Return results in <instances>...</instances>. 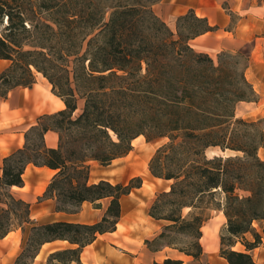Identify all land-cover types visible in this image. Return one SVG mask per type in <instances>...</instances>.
Segmentation results:
<instances>
[{
    "label": "trees",
    "instance_id": "obj_1",
    "mask_svg": "<svg viewBox=\"0 0 264 264\" xmlns=\"http://www.w3.org/2000/svg\"><path fill=\"white\" fill-rule=\"evenodd\" d=\"M161 1L0 0V26L7 19L0 60L11 63L0 74V96L33 88L39 73L66 106L40 116L26 132L24 147L4 160L0 239L18 230L27 234L30 227L15 264L34 249L32 263L43 245L57 240L76 247L55 252L49 262L80 264L87 246L117 230L122 199L141 188L143 179L91 184L92 163L110 166L128 156L141 136L147 143L168 139L149 163L151 175L170 186L150 207L149 216L166 224L145 241L147 249L157 253L169 247L199 261L207 213L219 211L227 220L221 257L228 264H257L251 252L264 245L259 156L264 127L236 113L239 103L256 102L248 65L238 75L227 60L216 64L195 51L192 42L216 27L190 11L172 30L155 12ZM48 132L58 134L57 148L47 146ZM209 149L226 155L208 157ZM29 165L57 172L42 198L55 199L57 211L76 214L87 202L101 209L100 202L109 199L102 219L94 224L33 220L31 205L13 192L25 186ZM176 236L190 241L177 248ZM239 243L245 251L233 250Z\"/></svg>",
    "mask_w": 264,
    "mask_h": 264
},
{
    "label": "crops",
    "instance_id": "obj_2",
    "mask_svg": "<svg viewBox=\"0 0 264 264\" xmlns=\"http://www.w3.org/2000/svg\"><path fill=\"white\" fill-rule=\"evenodd\" d=\"M228 1H231V12L244 18L233 31H225L224 29L225 25L227 26L230 21L227 10L223 7ZM190 11H194L199 17L207 18L210 24L216 27L215 31L202 35L192 42L193 48L199 53L207 54L214 59V57L223 51H235L255 41L252 60L249 61L246 70V78L253 86L256 94L262 99L264 97V36L261 38L258 37L257 29H260V31L264 30V2L259 4L257 0H162L155 6V12L167 24H170L173 19L177 20L178 17L186 15ZM245 18L249 19L246 20ZM259 48L261 50L263 49V57L261 59L256 56ZM6 62V60H0V74L7 68ZM45 80L47 87L52 86L47 79ZM36 86H38V83L34 85V87ZM34 87L22 88V90L33 91ZM23 94L22 106L26 108L30 102L25 97L26 94ZM53 95L56 96L53 92L49 98L45 96L38 97L36 95L34 105H40L41 110L38 111L35 119H24L26 122H29L27 128L35 125V121L40 116L61 111L55 109L52 105L48 109L44 108L46 102L52 101ZM260 104H262V101ZM17 125V123L3 125L2 115L0 114V141L5 139L9 143L8 146L0 145V165L3 164L5 158L23 148L20 141L18 144H14L9 138L10 136L23 135L22 133L8 132L18 127ZM45 141L49 148H57L59 136L56 132H48L45 136ZM135 141H139L137 145L141 146L140 151L143 150L144 157L142 158V162H136L134 160L138 148L136 149L133 146L135 149L133 148V151L128 156L113 161L110 166L103 167L96 162L92 163L90 175L91 184L98 183L102 180H107L114 184L129 183L134 178L142 177L143 185L122 199V217L117 226V230L113 233L100 236L93 244L87 246L81 254L80 264H124L123 260L127 254H125L123 248L128 247V244L125 242L124 235H120L119 232L122 227L128 226L131 223L138 225L137 220H131L125 216L126 204L124 205V200L138 194L147 195V193H149L148 197L151 199L156 194L169 190L170 182L154 178L149 171V163L156 151L161 147L158 145L160 141L157 143H147L146 139L142 137L137 138ZM259 156L264 160V146L260 149ZM56 173V171L47 167L29 165L24 175L25 186L23 188H13V192L17 196L31 205L32 218L43 223L66 221L94 224L100 221L109 207V199L100 202L102 205L101 209L96 208L92 203H84L79 213L76 214L57 211V202L55 199H42ZM132 201H127V205L133 204ZM220 214L224 216L223 212H220ZM151 219L158 222L153 218ZM138 234L141 235L142 231L134 228L133 231L128 232L127 238L132 239L134 235ZM24 241L25 233L22 230L11 232L5 238L0 239V264H15L22 252ZM75 247L69 242L62 240L46 243L42 246L40 252L31 264H54L49 262L52 254ZM71 264L78 263L73 262Z\"/></svg>",
    "mask_w": 264,
    "mask_h": 264
},
{
    "label": "rangeland",
    "instance_id": "obj_3",
    "mask_svg": "<svg viewBox=\"0 0 264 264\" xmlns=\"http://www.w3.org/2000/svg\"><path fill=\"white\" fill-rule=\"evenodd\" d=\"M257 2L261 4L264 2V0H257ZM223 7L227 10V14L229 15L230 20L229 24L227 26L225 25L224 29L225 31H233L239 26V24L244 18L231 12V1L226 2ZM245 19L248 20L249 18ZM220 20L222 19L220 18ZM0 21H2V18H0ZM6 22L7 19L4 20L3 24L0 26V35L4 33V29L7 24ZM167 25L172 30H176L177 20L173 19V21ZM257 30V36L260 38L263 37L264 30ZM254 42L255 41L250 42L243 46L241 49L235 51H223L219 55L214 57L213 60L216 64L219 63V60H227L230 65L235 68L237 74L240 75L243 72L244 68L249 65V61L252 60L254 51L253 47L255 44ZM260 42H262V40H260ZM222 53H227L229 55L221 58ZM256 56L261 59L263 57V49L261 50L259 48L258 54L256 53ZM6 64L7 68L11 65L9 61H7ZM37 83L38 86L34 87L33 91H23L22 88H17L12 91V93H9L7 98H2L0 96V114L2 115L3 125L6 126L11 123L18 124V127L13 130L9 129L10 131L8 132H15L17 134L22 133L23 135L10 136L9 138L14 144H18L20 141L23 147L25 145V134L31 128H27L29 122H26L24 119H35V116L37 115L38 111L41 110L40 105H34V99L36 95H38V97L45 96L49 98L50 94L52 93V86L47 87V84H45L46 80L43 78L42 74H37ZM22 93L26 94L25 97L30 102L29 106L26 108H23L22 106V99L24 97V94L22 95ZM255 99L256 102L239 103L236 109L237 117L249 121H262L264 127V97H262L261 99L260 96L256 94ZM261 101L262 104H260ZM81 107H83V102L81 103ZM35 122L37 123V120ZM167 142L168 139H164L161 140L158 145L163 146ZM0 145L8 146V140L2 139L0 141ZM135 147L136 149L138 148V151H136V157L134 158V160L136 162H142V158L144 157L143 150L140 151L141 146L139 145H136ZM135 147L133 148L135 149ZM215 151H219L218 153L219 155H221L219 149H209L207 153L209 156H212V153ZM3 166L4 162L2 165H0V175H2ZM148 195L149 193H147V195L138 194L124 200V205L126 204L125 216L128 217V219H135L138 221V225L135 223H131L128 226L122 227L119 232L120 235H124L123 237L126 240L125 242H127L128 244V247L123 248V251L125 252V254H127L126 258L123 260L124 264H164L168 260L177 262V264H228L227 261L223 259L220 254L221 237L225 233L227 220L225 216H222L220 214L219 211H209L207 213L209 215V220L205 223V226L203 228V238L201 240V244L204 248V255L199 261H195L193 258L187 257L183 253H180L178 250L169 247L162 248V250L160 252H157L156 254L149 252L145 245V241L148 239L152 240L157 234L162 231V227L166 223L155 222L149 217V210L154 200L156 199V196L150 199ZM129 200H133V204L127 205V201ZM188 212L189 210L186 209L184 211V214L187 215ZM37 222H39L40 224H46L41 221ZM254 227L261 232V229L258 224H255ZM134 228L138 229V231L141 230L142 234L134 235L132 239L127 238L128 232L133 231ZM29 233L30 227L27 229V234H25V240L28 238ZM248 238L250 239V237ZM189 241V239L180 236H176L174 239V242L177 244V248L185 247L189 243ZM233 250L245 251V248L239 243L233 248ZM33 253L34 249H30L29 251H27L26 256L22 259L19 264H31L30 256L33 255ZM251 254L253 255L254 260L257 264H264V245L253 250Z\"/></svg>",
    "mask_w": 264,
    "mask_h": 264
},
{
    "label": "bare ground",
    "instance_id": "obj_4",
    "mask_svg": "<svg viewBox=\"0 0 264 264\" xmlns=\"http://www.w3.org/2000/svg\"><path fill=\"white\" fill-rule=\"evenodd\" d=\"M51 105L54 106V108L55 109H58V110H63V109L66 108L65 103L62 101V99L61 98H58V97H56L54 95L52 96V101L45 103V107L44 108L45 109H48ZM141 137L144 138V136H141ZM138 142L139 141H135L134 140L133 141V146H136L138 144ZM218 152L219 151H215L212 154H219Z\"/></svg>",
    "mask_w": 264,
    "mask_h": 264
},
{
    "label": "water",
    "instance_id": "obj_5",
    "mask_svg": "<svg viewBox=\"0 0 264 264\" xmlns=\"http://www.w3.org/2000/svg\"><path fill=\"white\" fill-rule=\"evenodd\" d=\"M220 152H221V155H224V153L222 151H220ZM207 156L208 157H214V156H219V154H213L212 156H209L208 153H207Z\"/></svg>",
    "mask_w": 264,
    "mask_h": 264
}]
</instances>
